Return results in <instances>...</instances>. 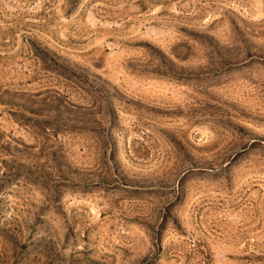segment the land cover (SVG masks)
<instances>
[{"label":"rangeland","instance_id":"374dc122","mask_svg":"<svg viewBox=\"0 0 264 264\" xmlns=\"http://www.w3.org/2000/svg\"><path fill=\"white\" fill-rule=\"evenodd\" d=\"M0 264H264V0H0Z\"/></svg>","mask_w":264,"mask_h":264}]
</instances>
